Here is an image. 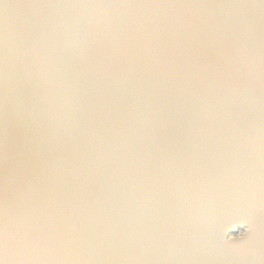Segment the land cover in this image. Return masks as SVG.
<instances>
[{"label": "water", "instance_id": "95a60500", "mask_svg": "<svg viewBox=\"0 0 264 264\" xmlns=\"http://www.w3.org/2000/svg\"><path fill=\"white\" fill-rule=\"evenodd\" d=\"M0 264H264V0H0Z\"/></svg>", "mask_w": 264, "mask_h": 264}]
</instances>
